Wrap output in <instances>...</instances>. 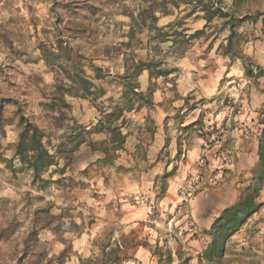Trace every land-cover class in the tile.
<instances>
[{
    "label": "rangeland",
    "instance_id": "374dc122",
    "mask_svg": "<svg viewBox=\"0 0 264 264\" xmlns=\"http://www.w3.org/2000/svg\"><path fill=\"white\" fill-rule=\"evenodd\" d=\"M220 2L248 18L235 27L231 54L225 19L205 27L187 5L159 16L171 38L155 41L147 22L128 39L130 15L143 23L142 0H0V264H264V74L245 73L264 59V0ZM197 31L186 43L172 37ZM58 46L103 92L65 95L60 123L41 107L68 84L65 59L52 67L44 57ZM126 58L166 73L139 75L142 99L125 87ZM115 109L122 116L109 124ZM20 116L44 132L50 154L72 148L69 161L34 178L15 157ZM109 125L123 137L116 152ZM248 200L258 207L239 215L222 257L209 259L216 222Z\"/></svg>",
    "mask_w": 264,
    "mask_h": 264
},
{
    "label": "trees",
    "instance_id": "16d2710c",
    "mask_svg": "<svg viewBox=\"0 0 264 264\" xmlns=\"http://www.w3.org/2000/svg\"><path fill=\"white\" fill-rule=\"evenodd\" d=\"M145 4L144 8L139 10V18L144 23L137 22V19L133 18V15H130L133 25L128 33V39L131 40L136 30L144 27L145 22H147V28L154 32L153 38L155 41L163 40L167 38H171L168 36V33L164 32L163 28L157 27V22L159 16H168L170 15V10L168 7H172L175 10H179L182 5H187L190 7V15L195 14L196 12H202V19L205 21L206 26L209 25L215 18L225 19L223 25L229 28V36L227 45L225 48V54H231L232 51V42L231 40L235 38L236 32L235 27L237 24L243 23L247 20V17L242 19H237L228 14L224 13L220 8V0H214V3L218 5L216 8L212 5V0H142ZM172 37L181 38L185 43L190 41L194 36H198L203 33V31H197L191 36L182 35L179 32H172ZM176 44L181 45L182 42H174ZM126 46H129V42ZM47 53V54H46ZM46 61L49 66H54L56 59L62 56L65 59L66 65L70 68L67 74V82L68 84L58 83L52 89V94L49 96V102L41 104V107L49 114L53 113L57 115V117L51 116L56 123H60L65 120L64 110L68 108L67 103L64 100V96H70L74 98H87L94 97L103 92L101 89L97 88L88 77H86L82 71V66L80 63L74 62L70 49L63 48L58 46L56 48V53L51 52V49L45 51L44 54ZM50 55V56H49ZM49 57L50 59H48ZM159 63L153 62V60H148L146 62L138 61L133 62L130 61V58H126L124 60V69L125 74L122 77L125 81V87L128 92L133 96L142 99L143 96L140 92H138V83L137 78L139 75L147 71L151 78L166 76L165 72L159 70ZM60 68H64L62 64H60ZM256 70V71H255ZM255 70H251L250 68L245 69V73L248 77L257 78L264 74V68L256 66ZM98 73V72H97ZM122 116L121 109H115L113 112L107 114L108 123L111 124L114 121H117ZM18 127L19 134L17 138V142L14 145L15 157L19 160L22 166L30 169L33 172L34 178H38L41 174L47 172L51 167L57 165L58 160L69 161L70 155L73 153L72 148H67L65 143H61L57 148L55 154H50L48 149L43 145L42 140L44 138V132L40 130L36 125L30 122L24 116H20L18 118ZM108 132L114 134L117 141H114V145L112 146V152H116L119 148L118 145H121L123 142V137L120 134L118 128H107ZM261 149V165L264 167V145L260 146ZM104 154V160L110 161L111 156L109 150L107 148H103L101 151ZM112 160V159H111ZM260 180L264 181V171L260 176ZM258 205H254L250 200L246 201L245 205L240 208H232L228 210L227 213L229 215L223 216L219 218L216 222V228L213 230L214 232L210 234L212 237V243L209 247V253L207 257L210 259L215 257L216 259H220L222 257V243L223 241L230 236L234 231H236L237 227L242 223L243 218L245 216L240 217L241 213H246L248 216L251 212L255 211ZM123 249V247L118 243L116 246V251Z\"/></svg>",
    "mask_w": 264,
    "mask_h": 264
},
{
    "label": "crops",
    "instance_id": "0c3cea01",
    "mask_svg": "<svg viewBox=\"0 0 264 264\" xmlns=\"http://www.w3.org/2000/svg\"><path fill=\"white\" fill-rule=\"evenodd\" d=\"M201 25H203V24H201ZM199 29V28H198ZM248 55H252V51H251V49H250V52H248L247 53ZM256 66H259V67H264V59L262 58H258L257 59V57H256ZM228 63V64H227ZM224 62V65H222V67H220L219 69H216V73H218V75H225V73H226V68L229 66V62ZM224 66V67H223ZM159 133H160V131H159ZM161 137V136H160ZM160 137H159V140H160ZM159 142V141H158ZM103 208H104V210L105 211H107V208H106V206L104 205L103 206ZM128 213H130V210H126ZM145 253H146V251H145V249L143 248V247H139V249L137 250V252H136V259H138L139 261H144V256H145Z\"/></svg>",
    "mask_w": 264,
    "mask_h": 264
}]
</instances>
